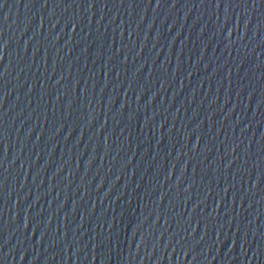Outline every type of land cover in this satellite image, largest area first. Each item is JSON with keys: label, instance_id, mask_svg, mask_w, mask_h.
Listing matches in <instances>:
<instances>
[{"label": "water", "instance_id": "water-1", "mask_svg": "<svg viewBox=\"0 0 264 264\" xmlns=\"http://www.w3.org/2000/svg\"><path fill=\"white\" fill-rule=\"evenodd\" d=\"M0 264H11L1 228H0Z\"/></svg>", "mask_w": 264, "mask_h": 264}]
</instances>
